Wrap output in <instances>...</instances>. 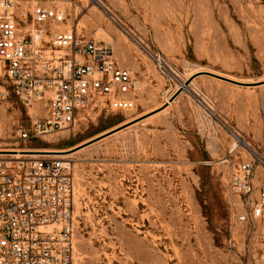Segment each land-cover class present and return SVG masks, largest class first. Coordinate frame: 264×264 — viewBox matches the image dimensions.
<instances>
[{
	"label": "rangeland",
	"instance_id": "obj_1",
	"mask_svg": "<svg viewBox=\"0 0 264 264\" xmlns=\"http://www.w3.org/2000/svg\"><path fill=\"white\" fill-rule=\"evenodd\" d=\"M97 1L74 0L54 29L113 46L136 91L32 142L19 138L30 114L10 91L0 147L69 155L74 264H259L264 226L233 218L229 182L235 164L264 157V0Z\"/></svg>",
	"mask_w": 264,
	"mask_h": 264
},
{
	"label": "built area",
	"instance_id": "obj_2",
	"mask_svg": "<svg viewBox=\"0 0 264 264\" xmlns=\"http://www.w3.org/2000/svg\"><path fill=\"white\" fill-rule=\"evenodd\" d=\"M73 3L0 0V61L6 77L0 81V103L12 91L28 109V123L17 126L21 141L71 129L91 107L121 109L126 95L137 89L135 75L120 65L113 46L81 35L77 27L54 29L71 15ZM147 48L161 72H175L164 55ZM38 103L43 112L32 111ZM62 156L0 155V264H74L76 185ZM259 174L264 177V157L256 151L233 166L231 207L238 221L264 226ZM259 264H264V247Z\"/></svg>",
	"mask_w": 264,
	"mask_h": 264
},
{
	"label": "bare ground",
	"instance_id": "obj_3",
	"mask_svg": "<svg viewBox=\"0 0 264 264\" xmlns=\"http://www.w3.org/2000/svg\"><path fill=\"white\" fill-rule=\"evenodd\" d=\"M0 152L1 154L0 155H5L3 153H7V154H10L11 156H19V155H22L26 152H42V153H50V154H60V153H57V152H62V151H57V150H51V149H48V150H37V151H29V150H23V149H20V148H15V149H4V148H1L0 147ZM62 155V154H60ZM69 155H63L62 157H64L65 159H67Z\"/></svg>",
	"mask_w": 264,
	"mask_h": 264
},
{
	"label": "water",
	"instance_id": "obj_4",
	"mask_svg": "<svg viewBox=\"0 0 264 264\" xmlns=\"http://www.w3.org/2000/svg\"><path fill=\"white\" fill-rule=\"evenodd\" d=\"M205 73H207V74H209V75H213V76H215V77H219V78H221V79H225V80H228V81H232V82H237V81H233L232 79H229V78H227V77H222V76H220V75H216V74H214V73H210V72H205ZM193 80V78H191V79H189L185 84H184V86H182L174 95H173V97L171 98V101H173L182 91H183V89H184V87L185 86H187V85H189L190 84V82ZM121 129V128H120ZM119 129V130H120ZM57 153H60V154H62V153H64V152H57Z\"/></svg>",
	"mask_w": 264,
	"mask_h": 264
}]
</instances>
